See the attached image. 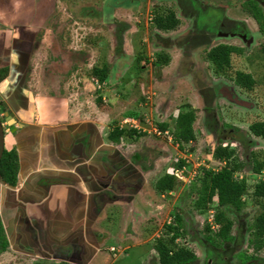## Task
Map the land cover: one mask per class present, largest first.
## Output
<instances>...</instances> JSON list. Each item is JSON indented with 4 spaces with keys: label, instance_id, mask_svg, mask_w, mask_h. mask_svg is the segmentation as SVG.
<instances>
[{
    "label": "rangeland",
    "instance_id": "1",
    "mask_svg": "<svg viewBox=\"0 0 264 264\" xmlns=\"http://www.w3.org/2000/svg\"><path fill=\"white\" fill-rule=\"evenodd\" d=\"M197 1L10 0L9 7L0 11L3 24H8L15 17L21 23L33 24L29 27L33 26L41 35L40 42L36 35L33 45H26L29 53L26 62L28 73L33 77V84L30 85L33 88L30 89L34 90L37 99L44 97L45 102L56 104L57 98L74 107L79 105L80 100L82 106L87 105L82 108L86 112L92 108L90 115L97 116L99 120L98 113L108 111L105 127L122 124L120 127L131 129V123L124 124L122 121L128 113H136L137 131L145 129L151 133L133 139V142L123 140L121 149L130 155L143 153L147 156V164H153L159 156L162 158L154 169L157 174L148 176L145 190L147 196H153L154 201L157 198L158 203L166 202L168 197L155 195V180L174 166L176 160L183 157L187 159L183 173L187 180L181 182L176 179L174 195L170 196L171 200L168 199L171 206L162 215L166 224L172 222V228L168 230L161 224V228L157 229L159 236L150 242L136 243L125 249L120 247L118 252L105 250L98 255L101 259L106 256L103 264H108V261H111L109 264H159L155 248L157 240L164 234L170 237L174 232L177 233L176 244H184L200 256L202 237L213 235L219 227L213 220L218 205L216 196L201 211L197 210L194 202L202 185L203 169L218 170L223 165L211 156L219 142L235 149L231 163L242 165L236 171L237 176L247 183V190L242 196L243 205L238 213H232L229 208H220L232 221L230 234L236 239L240 238L241 244L234 249V257L229 264L238 263L235 251L240 247L246 246L243 250L252 252L253 221L264 209V199L257 202L252 195L254 184L264 180V168L259 172L252 168L253 161L264 160V140L253 136L248 126L254 121L264 120V60L259 57L250 60V49L243 47L242 54H230L229 66L215 69L206 57L207 51L214 45L233 40L218 37L209 31L214 27L216 12L213 7H223L230 14L229 7L224 5L231 0H199L206 6L205 10L198 9ZM180 2L186 13L180 7ZM169 11L176 14L179 24L172 30H158L155 26L156 18ZM124 24L125 29L130 27V30L128 34L125 33L127 37L122 41L120 27ZM102 26L105 27L107 37H103L98 48L94 47V43L99 39L85 42L89 37L94 38L95 29ZM236 43L241 45L238 40ZM76 54L79 59L75 60ZM166 55L168 63L165 64L160 60ZM54 61L56 68L53 71L49 69L47 77H44L43 69H48L46 66L49 64L54 65ZM105 63L109 67L108 78L98 87L91 80L90 70L92 65L102 66ZM69 70L73 72L68 74ZM252 81L253 86L250 84ZM222 85L232 87L241 102L234 103L221 93L211 94V115L217 129L223 131V137L218 138L206 128V117L209 114L204 110L206 104L200 91L211 88L215 92ZM249 85L252 88L247 89ZM191 108L195 111L192 126L196 138L179 148L171 133L161 132L158 124L167 121L172 129L177 114ZM5 134H9L8 128ZM240 136L247 137L253 144L250 142L251 145L244 149L236 140ZM7 137L9 141L10 136ZM169 210L172 212L169 213ZM177 213L182 220L179 231L175 230L173 223V215ZM207 225L209 232L205 230ZM111 243L117 245L113 238L107 244ZM262 253L264 250L255 254ZM238 258L244 261L241 254ZM2 260L8 261V257L3 256ZM197 261L203 264L200 257Z\"/></svg>",
    "mask_w": 264,
    "mask_h": 264
},
{
    "label": "crops",
    "instance_id": "2",
    "mask_svg": "<svg viewBox=\"0 0 264 264\" xmlns=\"http://www.w3.org/2000/svg\"><path fill=\"white\" fill-rule=\"evenodd\" d=\"M104 26L95 29L94 38L85 42L99 39L94 43L98 48L107 37ZM125 28V24L120 27L122 41L130 30ZM25 29L0 32V67L10 64L9 74L0 82V93L12 111L4 149H15L18 164L13 186L0 178V218L8 243L0 253V263L103 264L106 256L101 259L98 255L105 250L118 252L120 247L143 244L159 236L157 229L167 222L163 212L171 206L170 196L175 191L159 192L155 187V195L170 199L163 203L146 195L148 176L157 174L154 169L162 158L147 164L143 153L130 155L121 149L123 140L133 142L136 138L109 140L112 125L105 127L108 111L95 110L100 112L99 120L90 115L92 108L89 112L82 108L85 105L80 100L74 107L57 98L56 104H51L44 97L34 96L30 89L33 77L27 74L26 45H33L38 33L33 26ZM76 56L75 60L79 59ZM91 80L98 87L106 82L94 76ZM136 132L143 136L151 133L145 129ZM183 159L187 162L186 157ZM175 163L165 173L184 182L186 166L176 167ZM111 238L117 245L107 244ZM3 256L8 261L2 260Z\"/></svg>",
    "mask_w": 264,
    "mask_h": 264
},
{
    "label": "trees",
    "instance_id": "3",
    "mask_svg": "<svg viewBox=\"0 0 264 264\" xmlns=\"http://www.w3.org/2000/svg\"><path fill=\"white\" fill-rule=\"evenodd\" d=\"M184 1V0H179ZM180 7L183 8V12L186 13L184 6L179 3ZM180 20L173 11H169L165 15H161L156 18L155 26L158 30L168 31L172 30L179 24ZM118 33V32H117ZM121 41V37L119 36ZM119 42V40L117 39ZM234 50L233 47L219 44L211 47L206 54L208 60L214 65L215 69H223L230 65V53ZM163 63H168V56H163L160 60ZM108 65H94L91 68L90 74L96 77L100 82L106 81L108 78ZM253 84V81L250 83ZM249 85L247 89L252 88ZM201 92V91H200ZM205 99L204 110L207 113L206 117V128L212 130V124H214V118L211 115V104L209 96ZM128 116H136V113L130 112ZM211 116V117H209ZM195 120L194 108L188 109L187 111H180L176 118L174 119L173 128L170 129V124L165 121L158 124L161 131L168 130L172 134V138L175 143L182 146L184 143L191 142L195 140L196 134L194 132L192 123ZM250 133L264 140V120L254 121L248 126ZM135 128L126 129L125 127H120L117 124H112V128L107 134V137L112 142H119L121 137L124 138H138L144 133H137ZM244 136L237 137L244 149L253 144L252 141ZM251 142V143H250ZM183 148V147H181ZM235 149L230 145H218L214 148L211 156L213 159L223 162V165L218 170H213L211 168L203 169V174L201 176L202 185L198 196L195 199L194 205L198 211H201L203 207L206 206L212 200L213 196H216L218 210L214 214V222L219 224L218 230L215 233L216 236L205 235L206 241L214 245V241L220 239L227 241L232 240L230 236V229L232 227V221L226 216L224 211L220 208H229L232 213L236 214L241 210L243 201L242 196L247 190V183L245 179H239L237 176V169L240 165H235L231 163V157L234 155ZM255 156V155H253ZM184 159H179L176 163V167H182L185 165ZM231 163V164H230ZM242 165L239 169H241ZM264 168L263 161H253V170L255 172L262 171ZM18 169L17 155L14 148L4 149L2 157L0 159V178L3 182L14 185L16 183V173ZM239 172V171H238ZM176 177L172 173H165L160 176L156 182L155 187L159 192H167L174 190L176 187ZM252 195L257 202H261L260 199H264V180L258 181L254 184ZM180 214H175L173 223L175 224V230L179 231L181 229V217ZM166 229H171L170 224H165ZM205 230L209 232V226L205 227ZM162 235L158 238L157 244L155 245L156 251L158 253L159 264H197L196 254L192 249L185 246L184 244L178 245L175 243L177 238V233H173L170 237H165ZM234 238V237H233ZM252 245L255 249L260 248L264 244V209L258 213L253 221V233H252ZM8 246L6 236L4 233V228L0 218V252L6 250Z\"/></svg>",
    "mask_w": 264,
    "mask_h": 264
},
{
    "label": "flooded vegetation",
    "instance_id": "4",
    "mask_svg": "<svg viewBox=\"0 0 264 264\" xmlns=\"http://www.w3.org/2000/svg\"><path fill=\"white\" fill-rule=\"evenodd\" d=\"M9 1L10 0H0V11H3V9L5 8L7 9L9 7ZM197 3H198V9L200 10L206 9V6H203L199 2V0L197 1ZM216 3H220V2H216ZM224 6L229 7L230 14L227 13L226 9H224L223 7H213L214 11L216 12L213 19L214 27L212 30L209 31L214 33L218 37H224L233 40L232 42L229 43H219L233 47L234 50L230 54H242L243 47H245V49H250L248 53L251 58L250 60H253L254 57H259L260 59L264 60V0H231L229 4H225ZM2 22L3 20L1 19L0 32L3 31L2 33H5L6 30L11 28H13V31H15L16 28H18L20 31L22 28L25 29L28 25L29 26L33 25L28 23H21L17 19H15V17L13 18V21H10L8 24L7 23L3 24ZM25 31L27 30L25 29ZM38 38H39L38 41L40 42L41 35H39V33H38ZM237 40L241 43V45H238L236 43ZM204 43H206V41ZM22 55L23 54H21L20 58H23ZM55 62L56 61H54V63ZM50 66L51 64L46 66V68L48 69H43L42 75L43 76L45 75L44 77H47L48 74L47 71L50 72L49 69L53 71L54 68H56V63L52 65L51 68ZM9 71H10V64L2 65L0 67V82L3 81L5 76L9 74ZM213 90L215 89L206 88L204 91L200 92V94L203 97L204 103H205L204 98L205 97L207 98L208 96L209 98H212L211 96L212 93L218 95L219 93H221L220 95H223V97L234 103L241 102L240 99H237L238 97L235 93L236 91L232 87H226L222 85L221 87L217 88L215 92ZM11 112L12 111L8 106L7 100L0 93V120L3 125L4 134L6 129L9 127L8 122L11 121V117H10ZM211 132L213 135H217L218 138L223 137L221 136L223 131L220 129L218 130L215 124H212ZM167 224H172V222H168ZM215 233L212 236H216ZM230 236L232 237V240L228 239L227 241H224L218 239L214 241L215 243L214 245L209 244L206 241L205 236L202 237L203 239L200 244L201 250L199 252L200 253L199 257L202 259L203 264H229L233 260L234 249L241 246V244L239 245L240 238L236 239V237L231 234ZM245 247L246 246L240 247L237 251H235L236 258L238 260L237 264H264V254L263 253L261 255L255 254L258 253L260 250H264V244L258 249H255V247L252 245L251 248L252 252L250 253H248L246 250H243V248L244 249L247 248ZM254 251L256 252L254 253ZM240 254L243 257L244 261L238 258V255ZM199 257L196 255L197 260L199 259ZM197 264H199L198 261Z\"/></svg>",
    "mask_w": 264,
    "mask_h": 264
},
{
    "label": "water",
    "instance_id": "5",
    "mask_svg": "<svg viewBox=\"0 0 264 264\" xmlns=\"http://www.w3.org/2000/svg\"><path fill=\"white\" fill-rule=\"evenodd\" d=\"M4 143H5V134H4L3 125L0 120V159L4 151Z\"/></svg>",
    "mask_w": 264,
    "mask_h": 264
},
{
    "label": "built area",
    "instance_id": "6",
    "mask_svg": "<svg viewBox=\"0 0 264 264\" xmlns=\"http://www.w3.org/2000/svg\"><path fill=\"white\" fill-rule=\"evenodd\" d=\"M122 122H123L124 124H126V123H129V124H130V123H131V124H132V125H131L132 128L138 129V126L135 125V124H136V123H135L136 121L133 120V119H127V118H126V119H124ZM159 133H160V132H158V134H159ZM180 179H182V178L180 177ZM110 249L113 250V247H111Z\"/></svg>",
    "mask_w": 264,
    "mask_h": 264
}]
</instances>
